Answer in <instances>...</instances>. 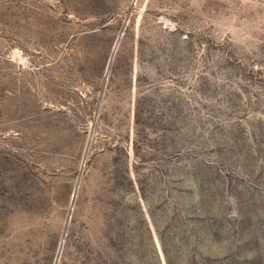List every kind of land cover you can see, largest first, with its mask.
<instances>
[{"label": "rangeland", "instance_id": "374dc122", "mask_svg": "<svg viewBox=\"0 0 264 264\" xmlns=\"http://www.w3.org/2000/svg\"><path fill=\"white\" fill-rule=\"evenodd\" d=\"M62 238L264 264V0H0V264Z\"/></svg>", "mask_w": 264, "mask_h": 264}, {"label": "water", "instance_id": "95a60500", "mask_svg": "<svg viewBox=\"0 0 264 264\" xmlns=\"http://www.w3.org/2000/svg\"><path fill=\"white\" fill-rule=\"evenodd\" d=\"M75 193H76V187H75V189L73 190V193H72V203H73V200H74ZM68 219H69V216H68ZM62 244H63V238L59 242L58 250H57V253H56V257H55V264H57V261L59 259V255H60Z\"/></svg>", "mask_w": 264, "mask_h": 264}]
</instances>
